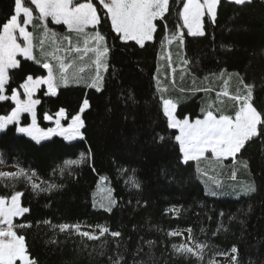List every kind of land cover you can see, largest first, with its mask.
I'll use <instances>...</instances> for the list:
<instances>
[{
  "label": "trees",
  "instance_id": "trees-1",
  "mask_svg": "<svg viewBox=\"0 0 264 264\" xmlns=\"http://www.w3.org/2000/svg\"><path fill=\"white\" fill-rule=\"evenodd\" d=\"M182 3L170 0L165 21H157L154 40L143 47L120 41L110 22L99 27L110 49L102 90L70 85L60 87L54 97L45 95V87L37 92L41 129L52 127L44 120L45 113L55 116L64 108L68 119L63 122L67 124L83 100H89L90 107L82 114L83 139L68 142L54 136L37 143L18 133L15 125L0 133L4 166L17 167L19 163L34 172L44 186H59L34 192L20 181L15 188L25 192L22 203L30 212L14 222L32 225L17 231L25 236L37 264H111L109 258L115 259L117 253L126 264H208L219 253H231L233 246L239 249V264H264V135L248 142L235 162L227 159L219 167L227 192L236 193L242 187L233 181V173L237 180L255 183V192L238 198L208 196L198 178V163L183 162L175 139L178 132L168 126L157 82L158 77L165 86L164 96L177 103L178 119H195L203 116L201 109L207 103L224 105L228 113H234L235 102L221 98V105L216 93L223 89L228 74H237L228 81L230 95L235 94L242 78L253 87V105L264 113V0L242 6L220 0L216 22L204 18V36H189L184 29L183 48L176 46L172 75L170 64L160 59L166 45L162 37L182 24L178 16ZM12 12L13 0H0V24ZM41 59L40 64L21 60L18 69L10 70L9 95L27 75H46L45 59ZM13 107L10 100L0 101V116L10 114ZM21 124H30L28 114L22 116ZM81 153L85 154L83 163L66 164L79 159ZM101 177L108 179L113 190L116 203L111 212L93 206V191ZM7 183L0 181V194L13 191L5 187ZM77 222L84 227L107 225L122 235L113 238L106 234L89 241L52 227ZM189 228L194 243L207 245L202 259L178 254L173 248L183 243V237L169 236V231L188 233Z\"/></svg>",
  "mask_w": 264,
  "mask_h": 264
},
{
  "label": "snow or ice",
  "instance_id": "snow-or-ice-1",
  "mask_svg": "<svg viewBox=\"0 0 264 264\" xmlns=\"http://www.w3.org/2000/svg\"><path fill=\"white\" fill-rule=\"evenodd\" d=\"M236 5H245L252 0H231ZM38 11V16L34 17V10ZM220 0H183L182 8L178 16L182 24H177L175 30L170 35L165 34L162 37V44H172L178 42L184 43L185 32L189 36H204V18L207 16L213 24L217 20L218 6ZM170 11V0H13V12L0 24V101H12L14 107L10 114L0 116V131L6 130L10 125H17V132L26 134L36 142L45 140L53 135L64 137L67 141L76 138L83 139L82 129L84 128V119L82 114L90 107L89 100L84 99L79 111L71 115L70 122L62 124V120L68 119L64 108H60L55 116L44 114V120L54 121L55 127L47 130L41 129L37 124V106L41 100L34 98L41 86H46L45 95L56 96L61 86H67L72 82L79 84L85 68L80 67L77 71L70 72L76 61L72 58L73 54L78 55L79 60L83 61L86 56L92 54L94 59L92 65L95 68V75L91 77V83L88 85L97 91L102 90L104 76L102 72L109 69L110 49L107 45V38L99 30V27L110 22V28L117 38L124 42H135L140 47L145 46L146 42L154 40V34L158 31L157 21H165L166 14ZM56 25H65L68 35L62 36V41L66 45L57 43V33L47 27V20ZM38 20L43 26L45 36L50 35L52 43L55 45L54 52L45 53L52 61L58 64V70L54 69L53 63L44 62L43 68L47 74L34 78L33 75H27L26 79L19 85L23 90L25 99H21V92L18 89H11L9 95L8 85L10 83V70L18 69L21 61L18 56L25 60L40 63V60L34 55L33 32L28 30V26L34 28ZM91 28L92 31H88ZM167 30V24H164ZM72 34H75L77 40L82 38L83 47L73 42ZM41 51L43 52L44 40L40 41ZM61 53V54H58ZM183 63L188 64L187 60ZM215 75V74H213ZM224 72L220 73L223 77ZM233 75L228 74V80L224 81V87L216 93L217 100L220 104L223 101L220 97H229L235 102L234 115L226 114L222 106H215L213 103H207L201 109L203 118H197L190 122L189 118L178 119L175 115L177 103L172 99H163V112L168 119V126L172 129H178L179 135L175 137L180 143V149L183 154V162L195 161L201 162L206 157V153H211L212 162L222 164L226 158H232L236 161L237 155L245 148L246 144L254 138L264 135V113L259 111L252 103L253 87L246 84L242 78L239 79V86L235 94L230 95L228 91V81ZM205 79H208L205 77ZM242 86V87H241ZM199 91V89H197ZM211 91V89H204ZM246 92V94H245ZM30 114L31 123L27 126L21 125V115ZM90 155V154H89ZM85 160V154L81 153L80 158L66 161L67 165H80ZM247 167V164H245ZM206 174V173H205ZM36 175L30 170L17 163V170L12 172L0 171V181H7L5 187L12 188L10 194H0V264H37L31 257L26 238L18 234V229L31 227L30 223H15V218L24 217L30 212V208L23 206L22 198L24 191L15 190L18 182L23 181L26 187H30L34 192H48L59 187L55 184L44 186L33 182V176ZM235 178V173H233ZM134 186L139 188L138 182ZM249 190L255 191L254 187ZM214 194V193H213ZM108 212L112 211V205L116 201L109 193ZM100 207H105L103 204ZM179 215L180 209H174ZM50 224L49 221H44ZM58 228L60 233L75 234L89 241L99 240L106 234L113 238L121 237L120 231H110L107 225L89 226L91 231H82V225L77 223H61L52 225ZM96 229H98V234ZM189 241H194L191 229H188ZM169 236L179 237L183 234L180 231H169ZM215 235V233H214ZM149 246L153 242L149 241ZM119 245H117L118 247ZM103 248V245H101ZM206 244L194 243L189 246L187 243L173 245L178 254H190L198 259L203 258ZM233 264H239V249L233 246L230 249ZM226 255L227 253H219ZM111 264H126L122 255L117 253L115 259L109 258ZM208 264H216L214 260H209Z\"/></svg>",
  "mask_w": 264,
  "mask_h": 264
},
{
  "label": "rangeland",
  "instance_id": "rangeland-1",
  "mask_svg": "<svg viewBox=\"0 0 264 264\" xmlns=\"http://www.w3.org/2000/svg\"><path fill=\"white\" fill-rule=\"evenodd\" d=\"M229 1H231V0H229ZM33 10H34V17H37L38 11L35 10L34 6H33ZM34 23L37 24V27L34 28L32 25L28 26V30L32 31L34 34L33 35V42L35 45L34 55L37 57L38 60H40V63L42 60L41 58H43V59H45V62L53 63L54 69L58 70V64H56L55 61H52L49 56L45 55V53L55 51V45L52 43L51 36L50 35L45 36L43 26L40 24V22L38 20L34 21ZM61 26L63 27V30L59 29V27H61ZM47 27L52 29V31H55L57 33V43H61L62 45H66V42H63L61 39L62 36L68 35V31H67V28L65 25H62V24L56 25L54 22L51 21V18H48ZM88 31H92V29L89 28ZM72 38H73V42L75 44H77L80 47H83L82 38L78 41L75 34H72ZM41 40H44L43 52L41 51V45H40ZM178 45H179L178 42H173L172 44H166L165 47L163 48V52L160 54V59H162V60L165 59L170 64V71H171L172 75H173V70H174V68L172 67L174 65L173 64L174 54H175L176 46H178ZM180 45L183 48V44H180ZM58 54H61V53H58ZM72 58L76 61V63L74 65V67L71 68L69 71L70 72L77 71L80 67H84L85 71H84V73L81 74L83 76V79L79 84L72 82L67 86H70V85H86V86H88L91 83V77L93 75H95V68H94V65H92V60L94 59V56L92 54H89L88 56L85 57V59L83 61H80L78 55H76V54H73ZM17 59H19L20 61L25 60L23 57H20V56H18ZM40 63H38V64H40ZM46 74H47V70H46ZM104 74H105V72H102L103 76H104ZM157 82L159 85H161V90L163 93L162 99H169L168 96H164L165 86L162 85V82H160L158 77H157ZM41 87H45V89H46V86H41ZM18 90L21 92V99H25L26 97H24V95H23V90L20 88H18ZM245 94H246V92H245ZM34 98H36V95ZM221 98L230 99L229 97H220V100H221ZM222 106H224V105H222ZM176 111H177V108L175 110V115H176ZM24 114H26V113H24ZM24 114L21 115V118ZM226 114H231V113H228L226 111ZM28 115L30 117V123H31V116H30V114H28ZM232 115H234V113ZM194 120H190V122H194ZM63 121L64 120H62V124H64L66 126V124ZM49 122L52 123V127H55L54 121H49ZM13 125H15V124H13ZM15 126L17 129V125H15ZM22 126H27V125H22ZM44 130H47V129H44ZM176 130H178V129H176ZM3 131H5V130H3ZM3 131H0V133ZM20 134L28 137L26 134H23V133H20ZM178 135H179V130H178ZM53 136H59V135H53ZM53 136H50L49 138L42 140L40 142L46 141V140L52 138ZM60 137H62V136H60ZM28 138H30V137H28ZM62 138H64V137H62ZM77 139H81V138H76L72 141H75ZM72 141H68V142H72ZM40 142H37V143H40ZM177 142L179 143V141H177ZM179 146H180V143H179ZM205 155H206V157H208V159H204L198 163V169H197L198 171L197 172H198L199 180L204 184L206 195L212 196V197L217 196V197L238 198L242 195H248V194L255 192V191L249 190L251 187H254V189L256 190L255 183L251 184V183L247 182L245 179H242V180L238 179L237 180V178L236 179L232 178V179L235 183H238L239 186H242V187L235 190L236 193L234 191L233 192H227V190L224 188V182L221 178L222 169L221 168L219 169L221 164H217V163L212 162L210 152L206 153ZM182 158H183V154H182ZM227 159H232V158H226L223 160V162ZM215 167H217V168H215ZM16 170H17V167H15V166H4L2 164V162L0 161V171L12 172V171H16ZM33 182L41 184V180L38 179L36 175L33 176ZM109 193H111V197L113 198V190H112V187L110 185V182L108 181L107 178L101 177L99 179L94 191H93V206H94V208L106 210V208L109 206L108 200L106 199L108 197ZM101 204H103L105 207H103V208L100 207ZM113 207H114V205H112V208ZM81 230L82 231H91V230H93V228L82 226ZM96 231L98 234V229H96ZM180 232L183 234L182 235L183 243H187L189 246H194V242L189 241L187 239L189 234L185 231H180ZM232 255H233L232 253H228L226 255H217L212 260H214L216 262V264H233L232 259H231ZM17 263L20 264L19 261H17Z\"/></svg>",
  "mask_w": 264,
  "mask_h": 264
}]
</instances>
